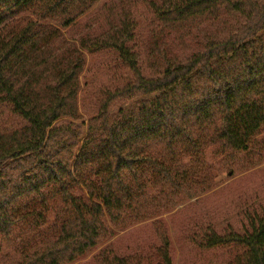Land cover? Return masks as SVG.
<instances>
[{"label":"trees","instance_id":"obj_1","mask_svg":"<svg viewBox=\"0 0 264 264\" xmlns=\"http://www.w3.org/2000/svg\"><path fill=\"white\" fill-rule=\"evenodd\" d=\"M144 1L141 34L138 0H0V264H75L145 223L171 264L162 218L264 161V0ZM84 51L125 70L86 122ZM198 231L227 264H264V208L241 234Z\"/></svg>","mask_w":264,"mask_h":264},{"label":"rangeland","instance_id":"obj_2","mask_svg":"<svg viewBox=\"0 0 264 264\" xmlns=\"http://www.w3.org/2000/svg\"><path fill=\"white\" fill-rule=\"evenodd\" d=\"M141 34L146 29L150 14L145 1L138 0L135 5ZM90 16V15H89ZM88 17H84L70 29L62 30L64 36L78 42L84 33ZM84 68L79 76L80 91L78 106L83 121L94 113L97 101L107 89L120 83L125 70L119 66L114 54L103 51L89 53L84 51ZM117 65V66H116ZM240 161L243 155L238 157ZM264 208V161L250 169L236 173L214 190L180 206L173 213L162 218L169 241L168 256L171 264H227L229 253L222 250L199 249L198 229L211 225L218 234L230 231L241 234L247 227L249 218ZM195 241H192V239ZM112 245L115 251L125 257L138 255L140 264H160L154 256L153 245L158 244L150 223L134 226L103 244L99 249ZM98 249V250H99ZM94 252L88 258L75 264H95Z\"/></svg>","mask_w":264,"mask_h":264}]
</instances>
